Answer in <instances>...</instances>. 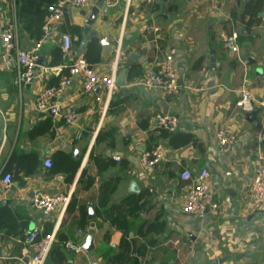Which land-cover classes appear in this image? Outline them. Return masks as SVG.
Listing matches in <instances>:
<instances>
[{"label":"crops","instance_id":"1","mask_svg":"<svg viewBox=\"0 0 264 264\" xmlns=\"http://www.w3.org/2000/svg\"><path fill=\"white\" fill-rule=\"evenodd\" d=\"M99 1L66 7L42 45L34 80L20 86L17 52L2 59L1 35L16 25L15 43L24 51L42 37L25 22L35 12L28 1L0 0V264L28 263L30 231L57 232L45 264H264V211H253L250 203L255 171L264 164V114L256 109L249 117L239 107L245 84L253 95L264 94V0H106L92 25L95 35L80 52L85 22ZM233 32L238 54L225 47ZM65 34L73 38L68 52ZM119 39L127 55L119 72L137 55L126 87L109 101L104 86L84 93L81 71L71 75V69L88 56L95 71L109 74ZM171 54L180 92L169 98L161 89H144L147 73ZM64 77L72 82L57 109L38 110L39 93ZM164 105L179 121L173 136H163L154 122L156 113L165 114ZM71 113L76 120L68 122ZM221 128L237 136L229 153L217 144ZM158 145L164 159L144 169L142 154ZM203 169L218 207L190 216L182 207L191 182L181 175L189 170L196 177ZM7 173L12 184L5 189ZM107 183L117 187L101 206ZM38 193L69 201L46 216L33 205ZM93 222L94 248L87 251Z\"/></svg>","mask_w":264,"mask_h":264},{"label":"built area","instance_id":"2","mask_svg":"<svg viewBox=\"0 0 264 264\" xmlns=\"http://www.w3.org/2000/svg\"><path fill=\"white\" fill-rule=\"evenodd\" d=\"M124 1L127 4L130 0H117ZM155 2L157 0H149ZM195 2H201L205 0H193ZM90 0H60L58 4L51 5L49 15L46 19L44 27V35L36 43L31 51L21 50L15 43V37L17 35L16 25H8L2 35V59L7 61L13 51L16 50L18 55L19 75L18 83L20 86L31 83L35 78V69L40 57V51L44 41L50 35L51 25L56 21H59L65 13V9L68 6L84 7L88 6ZM157 30V29H156ZM239 34L233 32L231 36H227L224 39L225 47L232 53H239L238 44ZM73 38L70 35H63V50L68 52L71 48ZM115 59L110 68V72L107 75L98 73L95 71L86 61H79L72 69L71 75H75L77 70L81 71L83 77L82 89L84 93H90L96 89L97 86H104L106 89L107 101H109L115 92L119 89L116 83L117 75L121 66L127 59V55L122 47V40L116 41L115 47ZM72 82L71 77H64L60 84L56 87L45 88L36 98V105L38 110L46 111L49 109H57L58 97L63 93L65 87H68ZM140 85L144 89H161L166 97L176 96L181 89L179 84V78L176 68L173 63V55H168L166 60L161 62L158 67L149 71L144 77ZM53 99V100H52ZM239 107L249 117L255 112L256 109H261L264 114V94L261 96H255L247 88L246 84L241 90ZM106 106L104 107V109ZM75 114L71 113L66 116L68 122L76 120ZM154 122L157 128L165 129L170 133L177 131L179 126L178 118L174 115L156 113ZM264 123V121H263ZM260 139L264 140V129L260 133ZM217 144L223 153H229L237 143V136L224 128H221L216 133ZM165 157L164 148L161 145L155 147L151 151H147L141 156L142 167L146 170L154 167L161 162ZM47 167L51 166V161H46ZM182 179L191 182L190 189L186 196L185 202L182 207V211L185 214L195 215L203 217L208 209L217 208L218 205L214 199V192L210 187L208 181L209 173L207 169H203L196 177H193L189 170H185L182 173ZM12 184V175L7 173L3 178V185L5 189H8ZM69 201L67 195L63 194H49L38 193L34 196L32 202L36 209L41 213L48 216L53 213L58 207L66 206ZM250 203L253 211H264V164L257 167L254 176V182L250 193ZM56 231L45 235L38 239L39 233L37 231H30L26 233L27 242L33 248V254L27 264H45L50 252L56 242ZM67 247L79 252L80 247L76 246L72 242H67Z\"/></svg>","mask_w":264,"mask_h":264},{"label":"water","instance_id":"3","mask_svg":"<svg viewBox=\"0 0 264 264\" xmlns=\"http://www.w3.org/2000/svg\"><path fill=\"white\" fill-rule=\"evenodd\" d=\"M104 9V12L107 9V3L106 0H100L95 7H93L89 13V17L85 22V34L83 36V41L81 43L80 46V52H82L84 50V48L87 47V45L90 43V41L92 40L93 36L95 35L93 30H92V25L94 24L95 20L98 17V14H100V10ZM102 44H103V48L105 52H108V50L110 49V43L108 39H104L102 40ZM137 58L136 54H133L131 56V63L129 65H127V67H124L123 69H121V71L119 72L117 79H116V83L119 87H121V89L126 87V79H127V75L129 70L131 69L132 65L134 64V59ZM43 57H40L37 65H42L41 61H42ZM212 69L215 71L216 67L214 65H212ZM209 88H214L215 87V77H212L209 85ZM165 107V114H168V108L166 105H164ZM55 108L51 109V112H54ZM78 151H76L77 153ZM90 219H95L96 215L93 211V208H90V215H89ZM95 234H96V230H95V223H91V229L89 231L88 237H87V241L85 243V245L83 246V248L87 251H91L94 248V238H95Z\"/></svg>","mask_w":264,"mask_h":264},{"label":"trees","instance_id":"4","mask_svg":"<svg viewBox=\"0 0 264 264\" xmlns=\"http://www.w3.org/2000/svg\"><path fill=\"white\" fill-rule=\"evenodd\" d=\"M26 1H28L31 4L32 8L35 9V12H33L32 16L29 19H27L25 22L27 23V27L29 29H33V27H34V29L36 28L37 31L39 30L36 33V35H37V39H40L42 37V35H43V28L45 27L46 19H47L48 15H49L48 8L51 5L58 4L60 0H26ZM74 30H75V32H77L79 29L76 27V28H74ZM62 54H63L62 51H58L56 55L57 56L58 55L62 56ZM89 59L90 58H88V56H87V60H88L87 62L91 66ZM96 59H98V57ZM159 130L162 132L163 136H169V135L173 136V133H170V132H168L165 129H159ZM190 139L191 138L189 136H187L186 140H184V141L189 142ZM103 166L104 165H102L99 162L100 169H103L104 168ZM91 184H92V182L89 184V186ZM116 187H117V183H114V184L107 183V184L104 185L103 190H102V196H101V206H106L107 205V203H108L109 199L111 198L112 194L115 192ZM75 203H76V199L73 197L72 200H71V203H70V205L68 207V211L72 210V206ZM49 233H51V232H45L42 235L39 234L38 235V239L44 237L45 235H47Z\"/></svg>","mask_w":264,"mask_h":264}]
</instances>
